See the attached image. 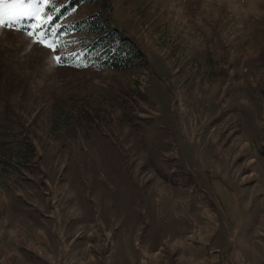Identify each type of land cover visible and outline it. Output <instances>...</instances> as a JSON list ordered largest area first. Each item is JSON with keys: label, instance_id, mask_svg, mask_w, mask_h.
<instances>
[{"label": "rangeland", "instance_id": "1", "mask_svg": "<svg viewBox=\"0 0 264 264\" xmlns=\"http://www.w3.org/2000/svg\"><path fill=\"white\" fill-rule=\"evenodd\" d=\"M107 10L141 64L0 25V264H264V0Z\"/></svg>", "mask_w": 264, "mask_h": 264}, {"label": "trees", "instance_id": "2", "mask_svg": "<svg viewBox=\"0 0 264 264\" xmlns=\"http://www.w3.org/2000/svg\"><path fill=\"white\" fill-rule=\"evenodd\" d=\"M55 3L46 6L51 18L46 31L48 35L53 33V41L60 50V64L74 65L78 61L97 70L122 71L142 63L144 54L135 42L113 27L107 10L109 0ZM81 6L92 11L82 19L67 21Z\"/></svg>", "mask_w": 264, "mask_h": 264}, {"label": "snow or ice", "instance_id": "3", "mask_svg": "<svg viewBox=\"0 0 264 264\" xmlns=\"http://www.w3.org/2000/svg\"><path fill=\"white\" fill-rule=\"evenodd\" d=\"M48 4L49 0H0V25L12 26L26 17H31L42 24L50 19L43 15ZM29 34L35 35V33ZM39 42L46 44L49 48H55V42L47 41L45 37H40ZM54 58L57 62L60 61V57Z\"/></svg>", "mask_w": 264, "mask_h": 264}]
</instances>
